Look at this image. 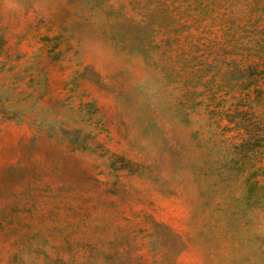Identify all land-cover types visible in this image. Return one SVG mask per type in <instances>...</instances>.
Returning a JSON list of instances; mask_svg holds the SVG:
<instances>
[{
  "label": "rangeland",
  "instance_id": "374dc122",
  "mask_svg": "<svg viewBox=\"0 0 264 264\" xmlns=\"http://www.w3.org/2000/svg\"><path fill=\"white\" fill-rule=\"evenodd\" d=\"M0 264H264V0H0Z\"/></svg>",
  "mask_w": 264,
  "mask_h": 264
}]
</instances>
